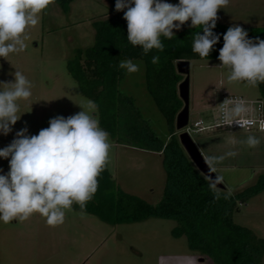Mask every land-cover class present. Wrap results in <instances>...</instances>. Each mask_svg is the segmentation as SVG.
Returning <instances> with one entry per match:
<instances>
[{
    "label": "rangeland",
    "instance_id": "1",
    "mask_svg": "<svg viewBox=\"0 0 264 264\" xmlns=\"http://www.w3.org/2000/svg\"><path fill=\"white\" fill-rule=\"evenodd\" d=\"M167 2L177 4L178 0ZM114 10L110 0H74L70 10L64 12L52 0L39 14V23L26 30L27 47L10 53L6 59L0 57V82L14 81L11 74L19 70L32 83L31 97L17 102L20 119L8 135L0 134V149L11 143L17 131L27 127L28 135H36L49 127L50 119L67 118L82 111L80 106L87 105L91 99L81 92L67 63L78 48L93 44L94 21L108 17ZM218 17L217 23L226 27L264 28V0H229L226 8L218 10ZM191 28L194 27L188 21L174 32ZM131 60L140 70L128 73L124 69L120 89L133 97L157 134L168 140L166 118L146 86L145 63L138 58ZM220 63L218 59L190 60V119L186 127L177 129V135L188 131L204 157L237 152L235 157L225 158L212 167L217 176L223 177L226 190L235 193L255 184L264 173V133L245 130L233 133L221 128L200 131L194 123L203 118L205 125L215 124L219 117L217 103L224 94L258 99L260 92L258 86L247 82L229 83V71L220 67ZM209 103L213 106L207 108ZM94 115L100 124V110ZM248 135L260 139L258 147L239 143ZM109 143L107 165L118 184L151 203L160 201L166 180L162 156L117 142L111 135ZM0 169L3 170L0 174H6L9 161L0 158ZM234 221L264 238V190L238 207ZM175 226V220L160 217L109 224L88 212L81 215L73 204L72 209L65 210L64 223L56 227L48 226L39 213L23 222L0 221V264H217L212 257L192 250L186 236H173Z\"/></svg>",
    "mask_w": 264,
    "mask_h": 264
},
{
    "label": "clouds",
    "instance_id": "2",
    "mask_svg": "<svg viewBox=\"0 0 264 264\" xmlns=\"http://www.w3.org/2000/svg\"><path fill=\"white\" fill-rule=\"evenodd\" d=\"M52 0H0V57L23 51L27 45L26 30L36 26L40 13ZM229 0H116L115 10L123 11L127 22V41L140 46L147 55L155 49L165 50L161 37L171 40L174 29L179 31L190 21L191 27H200L202 33L194 34L192 52L208 58L220 35L213 32L218 10L228 6ZM153 56L152 64L159 63ZM217 59L220 67L227 68V80L247 82L252 86L264 83V39H250L240 25L228 27L223 34V47ZM120 69L128 73L140 70L131 59L121 60ZM14 81L0 82V134L8 135L20 119L19 100H28L32 95V83L19 70ZM82 111L65 118L57 116L49 120V127L36 135H28L27 127L19 130L11 143L0 149V158L9 161V171L0 174V221L8 224L13 220L23 222L33 213L46 218L50 227L64 223L65 210L79 205L81 215L86 213L87 202L98 190V177L105 168L110 150V134L102 129L94 113L98 105L89 100ZM224 124L238 125L241 129L259 124L264 130V119L259 121L246 116L248 103L244 99L226 98L219 105ZM235 143V142H234ZM249 148L258 147L260 139L248 135L239 141ZM238 153L228 151L222 156H206L211 169L225 158ZM3 170L0 169V172ZM223 177H215L210 184L214 198L219 199L216 183ZM227 199V197H225Z\"/></svg>",
    "mask_w": 264,
    "mask_h": 264
},
{
    "label": "trees",
    "instance_id": "3",
    "mask_svg": "<svg viewBox=\"0 0 264 264\" xmlns=\"http://www.w3.org/2000/svg\"><path fill=\"white\" fill-rule=\"evenodd\" d=\"M68 12L74 0H54ZM115 8L116 0H110ZM123 11L114 10L108 17L94 21V42L78 48L68 60L67 68L81 92L98 105L100 125L115 141L157 152L166 172L163 194L157 203L125 191L113 178L106 164L98 177V190L87 202L86 212L109 224L133 223L151 217L176 221L175 237L186 236L192 250L212 257L217 264H264V238L247 226L234 221L241 204L264 190V173L255 184L231 193L217 188L214 198L210 180L196 167L177 135L176 117L184 106L179 84L184 75L177 70L179 60L217 59L223 47V34L228 27L216 24L213 32L220 35L208 58L192 52L194 34L200 27L187 29L169 40L161 37L163 52L155 49L147 55L140 46L127 41V22ZM250 39H264V28H244ZM153 56L159 63L152 64ZM142 59L145 63L146 86L158 109L166 118L168 140L162 139L145 118L132 96L120 89L125 70L118 64L125 59ZM264 99V83L258 84ZM227 197V199H225ZM74 206L80 210L79 205Z\"/></svg>",
    "mask_w": 264,
    "mask_h": 264
},
{
    "label": "water",
    "instance_id": "4",
    "mask_svg": "<svg viewBox=\"0 0 264 264\" xmlns=\"http://www.w3.org/2000/svg\"><path fill=\"white\" fill-rule=\"evenodd\" d=\"M177 70L185 78L179 84V96L184 102L183 108L177 114L176 128L178 130L183 129L189 124L190 119V60H179L177 62ZM180 142L185 151L196 165V167L210 180L211 183H215L216 173L205 162V157L198 148L194 139L188 131H183L179 135ZM217 188H225L223 182L216 183Z\"/></svg>",
    "mask_w": 264,
    "mask_h": 264
},
{
    "label": "built area",
    "instance_id": "5",
    "mask_svg": "<svg viewBox=\"0 0 264 264\" xmlns=\"http://www.w3.org/2000/svg\"><path fill=\"white\" fill-rule=\"evenodd\" d=\"M226 98L244 99L248 103V108H249V111H248V113H246V116L249 118H252L254 120H257V121L264 119V99H261V98L247 99L242 95L228 94L227 93L223 96L220 103H222ZM220 103H219V105H220ZM194 127L198 128V130H200V131L206 130V129H211V128H221V129H225L227 131L245 130V131H260V132L264 133V130L260 129L258 123L255 124L254 126L250 127V128H244V129H241L238 125H235V124H233L231 126L224 124L222 121V118H221V114H220V107H219L218 121L215 124L205 125L204 119H200L194 123Z\"/></svg>",
    "mask_w": 264,
    "mask_h": 264
},
{
    "label": "crops",
    "instance_id": "6",
    "mask_svg": "<svg viewBox=\"0 0 264 264\" xmlns=\"http://www.w3.org/2000/svg\"><path fill=\"white\" fill-rule=\"evenodd\" d=\"M224 95H225V94H224ZM206 105H207V108L213 106V104H211V103L206 104ZM218 106H219V105H218V103H217V108H218ZM201 119H203V118H201ZM232 132L234 133V132H236V131H232Z\"/></svg>",
    "mask_w": 264,
    "mask_h": 264
}]
</instances>
